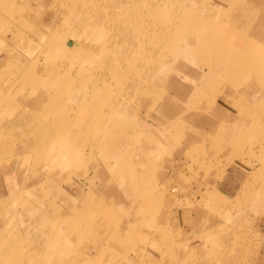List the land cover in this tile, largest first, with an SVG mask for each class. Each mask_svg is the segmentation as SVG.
I'll return each instance as SVG.
<instances>
[{
	"label": "rangeland",
	"instance_id": "374dc122",
	"mask_svg": "<svg viewBox=\"0 0 264 264\" xmlns=\"http://www.w3.org/2000/svg\"><path fill=\"white\" fill-rule=\"evenodd\" d=\"M233 1L0 0V178L9 189L0 225L10 239L24 229L12 207L41 203L36 226L25 222L33 238L8 251L29 252L50 209L63 217L102 173L110 181L125 165L128 176L113 173L94 195L114 230L135 216L167 226L177 264H264V0ZM117 28L129 38L112 39ZM175 28L188 44L183 34L167 47ZM30 72L39 79L32 91ZM92 94L90 110L73 106ZM119 193L142 203L139 215ZM144 228L106 261L151 251ZM74 234L72 249L91 245ZM156 235L150 245L162 241Z\"/></svg>",
	"mask_w": 264,
	"mask_h": 264
},
{
	"label": "crops",
	"instance_id": "0c3cea01",
	"mask_svg": "<svg viewBox=\"0 0 264 264\" xmlns=\"http://www.w3.org/2000/svg\"><path fill=\"white\" fill-rule=\"evenodd\" d=\"M33 75L34 74H32L30 72L29 75H27L29 77V79L25 78L23 80V82L25 84H28L30 81V76H31V78L35 77ZM32 87H33V85H32ZM16 94H18V92ZM15 99L18 100V96H16ZM26 107L32 108L31 106H29V104L22 102L21 104H19V106H17V110H21V109L25 110ZM16 170L18 171V167ZM105 172H109V171H105ZM95 173H96V171L94 169L92 176H89V174H88L85 177L93 178V177H95ZM113 173H115V172L113 171ZM113 173L110 174V178H111L110 181H108L109 175L106 174V176H107L106 177L102 173L101 176L98 177L94 181L93 185L90 187L91 191H93V194L91 196L87 195V196L75 198L72 201V203L70 204L69 208L67 209L68 213H65L63 215V217H60V216L56 217L52 213V214H49L51 216V218L47 219L49 224H52L51 227H53L55 220H62L63 219L64 221H67V223L62 225L60 232L78 233V234L85 236L87 238H90V239H91V235L96 234L95 237L90 240L91 245L90 246H87V245L82 246L81 245L79 249H77V248L72 249V246H74L73 245V239H72L73 237L72 238L70 237V241L67 244H65L66 240H63L58 245L57 248H54V247H52L54 242L53 241L51 242L49 237L51 235H56V232L54 233V231H49L47 228H43L42 231L40 230V234H39V236H40L43 232L44 240L42 239L40 241V242H42V247L39 249L36 248L37 244L39 243V241H38L34 245L32 244V247L30 250L32 252V255L35 258V261H37L38 264H94L95 261H97V258H99V255L103 254L107 248H109V250H111V248H112V250L110 252V254L112 253V257L114 255L116 249L120 250L121 251L120 253H123L124 247L127 245L129 240L131 241L132 238L135 239V237L136 238L141 237L139 234H140V230L142 229V227H145L144 230L145 229L148 230V231H145V233H143V237H144L143 243L147 244V247L151 246V251L149 250V248L145 249V247H146V245H145L144 250H140L138 252H136L137 250H135L134 251L135 254H132L133 252L131 253L132 255L127 254L128 257H127V255H125V258H124V259H126L125 262L127 264H141V262L146 263V261L148 260V263H150V264L152 261L156 262V264L157 263L158 264H177L176 263L177 260L175 261L174 257L178 252L175 251V248H176L175 246L168 244L169 237L165 234V232L167 230V226L164 229L165 231H163L162 227L159 228L157 225V221H154V220L150 223L151 224L150 227H148L146 224H142V223L138 224L135 221L137 216H135V219L132 220L133 222H126L124 233L118 229L114 230L112 225L111 226L108 225L109 224L108 223V221H109L108 217L109 216H107L106 212H108V211H106V210L110 209V207L107 206L106 203L104 204V203L98 202L97 200L95 201L94 195H95V190L97 189L96 185L98 183L101 187L103 184H105L104 187H110L109 184H111V181L114 183ZM121 173L128 176L129 169L125 168V171L121 172ZM115 176L120 177V176H117L116 174H115ZM82 178L84 179V177H82ZM105 178H107V180ZM6 185H8V184L5 183V181L0 178V197L2 194V198L4 197V195L6 193L9 192V189L7 188ZM227 185H230V186H227V188H228V187H233L234 184L232 182H230V184H227ZM151 189L153 190L154 188L151 187ZM119 195H120V193H119ZM119 195H117V197H116V201L118 203L125 202L129 205H133L134 208L132 209L131 206H129V209H132L134 212H136L137 213L136 215L140 214V212L143 208V207H141L143 205H141L142 203L140 201H139V203H136V202L131 203V202L127 201V199H125L123 195H120V196H122V198H120ZM6 197H9V196H6ZM2 198H0V199H2ZM150 198H151V202H150V206H151L152 204L155 203V198H153V199H152V197H150ZM76 200L78 202H76ZM31 203L32 204H30V207H31L30 209H28V210L20 209L22 211L20 213V210H19L18 214H16L14 212V207H12V212H13L12 214H14L17 217L16 220H20L22 222V224H24V226H23L24 229H21L20 231H18L20 233L19 236H21V238H25L24 234H25L26 238H33V236H34L33 230H30V228H29L30 225L26 229V226H27L25 223L26 219L30 218L29 220L33 222V224H31V226L35 227L37 219L39 220V217H40L39 216L40 206L38 204H36L35 201H32ZM118 209L119 208H117V210ZM132 212H130V213H132ZM147 212H148V210L145 211L143 216L148 215L149 213H147ZM78 222H80L82 224H79ZM0 229H1V227H0ZM107 231H110V233L113 231L112 234H109L111 236H108V235L106 236V233H108ZM156 232H159V234H158L159 236L156 235ZM37 233H38V231H37ZM153 233L157 237L161 236V239L163 242L160 241V243H158L157 245H150L152 243ZM166 233H168V232H166ZM36 235H38V234H36ZM99 235H101L102 239H99ZM65 236H66V234H65ZM45 239H46V241H45ZM140 239L141 238H137V240H140ZM164 239H165V241H164ZM36 240H39L38 236L35 239V241ZM25 241L28 242L29 240L25 239ZM164 242H165V244H164ZM78 250H79V252H82V253L84 252L82 258L79 259L78 257L70 255V253H72L73 251L78 252ZM93 251L96 253L95 256H90L89 253L93 252ZM109 261L110 260H108L106 262H109ZM200 261H202V260H200ZM110 262H112V261H110ZM125 262L124 263L122 262V264H126ZM112 263L115 264L114 262H112ZM192 264H194V263H192Z\"/></svg>",
	"mask_w": 264,
	"mask_h": 264
},
{
	"label": "bare ground",
	"instance_id": "6f19581e",
	"mask_svg": "<svg viewBox=\"0 0 264 264\" xmlns=\"http://www.w3.org/2000/svg\"><path fill=\"white\" fill-rule=\"evenodd\" d=\"M185 1H191V5L193 6V7H195V5H196V3H199L200 2V0H185ZM221 2H224L225 3V1H227V2H230L231 0H220ZM242 1V0H241ZM234 3H236L237 2V0H234L233 1ZM245 2V0H243L242 1V3H244ZM220 3V2H219ZM240 3L241 2H239L238 4L240 5ZM241 3V4H242ZM220 4H223V3H220ZM201 6H204L205 5V3L203 2V4H200ZM215 11V10H214ZM216 12V11H215ZM217 12L219 13V11L217 10ZM118 30H115L113 33H111L112 34V36H111V38L112 39H115V38H118V37H122V38H124V39H127V38H129V36L127 35V33L124 31V30H122V29H119V28H117ZM170 30V29H169ZM180 30H182V29H180V28H175V29H173V31H170V32H168L167 31V34H166V41H167V43H166V45H167V47L168 46H170L171 47V45H174V42L176 43L177 41H179L180 39H182V38H184V36H185V39H184V42H183V44H185V43H187L188 44V39H187V36L189 35V33H187V31H185V30H182V31H180ZM228 28H226L225 30H224V32H226V33H229L228 32ZM184 34V36H182ZM163 37L164 36H161V39H163ZM188 40V41H187ZM236 42V44H240V41L238 42V40H236L235 41ZM242 43V42H241ZM187 44L185 45V47L187 48ZM171 49V48H170ZM112 51V50H111ZM130 52L131 53H133L134 51L133 50H130ZM143 53L144 54H147L148 52L146 51V50H144L143 51ZM232 53V52H231ZM224 59L225 60H227L228 59V56H224ZM138 63V62H137ZM144 65V64H143ZM147 66H149L148 64H145L144 65V67H147ZM29 72V71H28ZM25 74H27V72L25 73ZM25 78H28L29 79V77L28 76H25ZM31 78V77H30ZM33 78H31V82H33V87L30 89L31 91L38 85V82H39V79H37L36 78V81H33L32 80ZM97 95L96 94H92V95H90V96H87L86 98H85V100H83L80 104L79 103H77V104H74L73 106H75V105H78L77 107H80L82 104H84V107H85V109L87 110V109H91L92 107H94V105H95V102L97 103ZM19 104H21L20 102H18ZM34 103L35 102H32V103H27V104H29L31 107H34ZM86 103V104H85ZM19 104H17V106H19ZM82 109H83V105H82ZM19 112H21V111H19ZM86 122H88V120H85L84 121V124L86 123ZM55 123H58V121H57V119L55 118ZM17 152H21V151H17ZM16 155V154H15ZM125 165H123V166H119L118 167V169L117 170H115V174L117 175V176H120V174H121V172H124L125 171ZM18 168H19V166H18ZM122 169H124V170H122ZM20 169H18V171H19ZM22 173H23V169H22V171H21ZM3 172H1L0 171V175L2 174ZM1 177V176H0ZM7 177V175L5 174V173H3V178L2 179H4V178H6ZM83 197V196H82ZM76 198H79V197H76ZM75 199V198H74ZM0 200H2V199H0ZM38 205L39 204H41V203H37ZM40 211H41V206H40V210H39V216L41 215L40 214ZM50 212H52V213H54L53 212V210L52 209H50ZM39 220H41V218L39 217ZM43 226L45 227V228H47L49 231H54V233L56 232V235H51L50 237H49V239H50V241L52 242H54L53 243V245H52V247H54V248H57L58 247V245L63 241V240H66V242H65V244H67L69 241H70V237H73V238H76L77 236V234L75 235L74 233H71V232H60L61 231V228L59 229V225H63V224H65V223H67V221H64V220H61V221H58V220H55L54 221V224H53V227H51V225L52 224H49V223H46V221L45 220H43ZM1 227V229H0V264H6V263H8V264H10V263H17V264H38L37 263V261H35V258H34V256L32 255V252L31 251H29V252H26V254H24L23 256H15V255H13L12 254V252L13 251H8V244L10 243V244H14V243H17V242H19L20 241V239L22 240V242H23V238H21V236H19V235H17L16 237H15V240L13 239H10L9 238V228H10V225L9 224H7V225H4V226H0ZM43 227V228H44ZM43 228H39L38 229V233H36V234H38V237H39V240H36L35 242H33V244H35L36 242H38L39 241V243L37 244V246H36V248L37 249H39V248H41L42 247V242H40L42 239L44 240V237H43V232H42V234L39 236V234H40V230L42 231L43 230ZM65 234H66V236H65ZM95 235L96 234H93V235H91V239L92 238H94L95 237ZM79 237V236H78ZM99 239H102V237H101V235H99ZM45 241H46V239H45ZM24 242H25V239H24ZM27 242V241H26ZM29 243V242H28ZM111 250H112V248H111ZM111 250H109V248H107L106 249V251L103 253V254H100L99 255V258H97V261H95V263L94 264H99L100 262H101V260L102 261H106L107 260V258H109L108 256H106V254H110V252H111ZM28 253V254H27ZM21 254V253H20ZM111 255V257H112V253L110 254ZM25 261V262H23V261Z\"/></svg>",
	"mask_w": 264,
	"mask_h": 264
}]
</instances>
